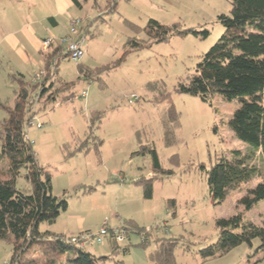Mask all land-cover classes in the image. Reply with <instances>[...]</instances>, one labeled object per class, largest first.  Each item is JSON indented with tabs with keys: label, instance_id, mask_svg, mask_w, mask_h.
Instances as JSON below:
<instances>
[{
	"label": "rangeland",
	"instance_id": "374dc122",
	"mask_svg": "<svg viewBox=\"0 0 264 264\" xmlns=\"http://www.w3.org/2000/svg\"><path fill=\"white\" fill-rule=\"evenodd\" d=\"M112 1L105 8L106 0H97L99 8L94 9L91 2L78 8L70 0H0V102L10 107L17 85L8 76L16 72L28 79L38 76L44 57L51 52L42 53L36 40L48 32L67 35L70 21L80 20L77 39L84 54L78 62L60 61L53 77L58 85L72 84L74 95L65 103L48 104L36 114L33 125L28 124L38 164L50 173L52 195L68 202L55 223L42 224L40 230L66 231L65 236H72L95 234L104 222L110 228L133 223L160 239H176V264H264L263 253H255L258 239L251 246L243 243L219 257L200 258L199 251L218 240L217 220L240 214L243 223L264 224V199L250 210L242 204L248 191L264 181V156L233 135L229 121L239 106L236 100L213 95L204 102L175 91L177 83L194 73L203 55L221 37L218 17L229 15V0H116V8L110 11ZM49 17L56 20V28ZM149 19L167 26L178 24L193 33L158 44L149 42L140 50L125 53L129 38L147 40L142 29ZM124 21L140 31L131 32ZM6 34L12 35L4 41ZM78 65L92 72L90 80L78 79ZM149 84L155 90L150 91ZM159 93L166 99L155 103ZM168 102L178 114L171 125L174 143L169 147L164 145L162 125ZM94 112L101 115L88 149L78 151L89 134ZM5 117L0 108V121ZM98 141L101 146L96 152ZM152 149L161 167L172 171L171 176L155 177ZM235 150L258 173L217 204L208 192L207 171L217 159L230 162ZM7 164L0 161V169ZM141 178H154L151 199H144L141 187L134 183ZM90 186L95 190L84 193ZM15 187L22 193L30 191L23 174ZM169 200L175 201L174 210L169 208ZM139 243L140 238L132 234L121 246L128 247L126 254L112 252L109 240L86 251L109 257L105 264H153L149 255L156 243ZM10 256L11 245L0 241V264H6Z\"/></svg>",
	"mask_w": 264,
	"mask_h": 264
},
{
	"label": "trees",
	"instance_id": "16d2710c",
	"mask_svg": "<svg viewBox=\"0 0 264 264\" xmlns=\"http://www.w3.org/2000/svg\"><path fill=\"white\" fill-rule=\"evenodd\" d=\"M81 8L83 4L92 2V8L98 9L97 0H71ZM231 9L229 15H220L218 21L223 33L197 64L194 73L177 83L175 91L198 97L209 102L213 95H219L225 100H236L239 104L229 121L233 135L239 141L247 143L256 152L264 156V0H229ZM109 0H106V7ZM116 0L111 2V10L116 8ZM52 21L53 18H49ZM124 25L133 33L140 28L124 21ZM146 41L129 38L125 45V53L137 51L147 46L149 42L158 44L174 36H186L193 33L191 29H181L178 24L170 26L149 19L142 29ZM67 52L60 47L53 48L46 55L44 65L39 75L26 79L22 74L13 73L9 80L16 83L13 105L10 107L0 102V108L6 117L0 121V161H7V168L0 169V241L11 245V256L6 264H105L109 257H97L81 247L72 238L89 233L72 236L55 234L40 230V225L51 226L59 214L66 210L67 199L52 195L51 176L45 168L38 164L33 145L28 138V124L36 114L44 111L48 104L65 103L73 97L72 84L54 82L58 64L67 57ZM48 56V57H47ZM79 78L90 80L92 72L83 65H78ZM150 91L155 90L151 84ZM58 91V92H57ZM65 93H67L65 95ZM69 93V94H68ZM59 101L56 99L59 96ZM166 97L159 93L155 103ZM42 104L41 108L35 106ZM53 109V108H51ZM94 112L89 121L87 137L81 142L78 151L87 150L88 140L100 117ZM178 114L171 102L164 111L162 125L164 129V145L169 147L174 143L171 125L177 121ZM97 120V121H96ZM101 142L95 145L99 151ZM151 155V169L155 177H168L172 171H165L158 160L154 149ZM204 169V168H203ZM206 171V170H205ZM258 171L248 163L237 150L232 152V160L217 159L207 171V188L211 199L220 203L231 191L242 184L253 180ZM23 174L29 184L28 194L18 191L16 179ZM154 178H141L134 183L141 187L143 198H152V182ZM95 190L86 187L84 193ZM264 199V181L248 191L242 199L245 210H250L256 203ZM168 206L174 210L175 201L169 200ZM174 215V211L171 213ZM219 237L216 243L199 251L200 258L205 261L222 256L233 248L245 243L251 246L254 239L260 241L255 253L261 251L264 255V224L256 226L243 223L241 215L216 221ZM112 252H128V247L121 246L128 241L130 235L140 238V246H147L151 241L156 248L149 255L153 264H176L174 249L176 239H160L151 231L139 228L130 223L118 228L107 226ZM114 230L123 231L126 240L116 242L111 233ZM105 241V240H104ZM122 264V262H116Z\"/></svg>",
	"mask_w": 264,
	"mask_h": 264
},
{
	"label": "built area",
	"instance_id": "2783aa9c",
	"mask_svg": "<svg viewBox=\"0 0 264 264\" xmlns=\"http://www.w3.org/2000/svg\"><path fill=\"white\" fill-rule=\"evenodd\" d=\"M80 24V20L75 19L70 21V30L69 34L62 36V37H55L53 35H48L46 38L41 40V48L40 51L42 53L51 51L53 48H63L68 54L67 57L63 60H70L73 62H78L83 54L84 51L82 49L80 41L77 39L78 30L77 27ZM30 125H33V121L29 122ZM38 128H41V125L37 124ZM109 231L107 229V222H104L103 226L99 229V231L95 234H87L80 236L78 239L73 237V242H79L81 247H89L93 245H99L104 240H106L107 236H109ZM113 239L118 242L122 243L127 238L123 231L114 230L111 233Z\"/></svg>",
	"mask_w": 264,
	"mask_h": 264
},
{
	"label": "crops",
	"instance_id": "0c3cea01",
	"mask_svg": "<svg viewBox=\"0 0 264 264\" xmlns=\"http://www.w3.org/2000/svg\"><path fill=\"white\" fill-rule=\"evenodd\" d=\"M71 1V0H70ZM72 2V1H71ZM91 2V1H90ZM89 3V2H88ZM88 3H86V4H88ZM83 5H85V4H83ZM91 7H92V2H91ZM99 8V7H98ZM49 18H52V17H49ZM48 18V19H49ZM50 23H51V25L54 27V28H56L57 26H58V24H57V22H56V20L53 18V20L52 21H49ZM11 35L12 34H6V35H4L3 37H2V40H4V41H7L10 37H11ZM48 35H53V36H55V37H62V36H65V35H62V34H58V35H55V34H53V33H50V32H48V33H46L44 36H42V37H39L37 40H36V43H35V45H36V47H37V49H39L40 50V46H41V40H43L44 38H46ZM12 46L13 47H15V48H17V44H15V42H13L12 43ZM21 56H22V58H23V60L25 61V62H28V57L26 58V54H24V53H21ZM43 67V66H42ZM42 67H37V68H39L38 69V73H39V71H41V69H42ZM16 73H18V72H16ZM19 74H21V73H19ZM23 75V74H22ZM24 76V75H23ZM25 77V76H24ZM26 78V77H25ZM26 79H28V78H26ZM30 79V78H29ZM29 138V137H28ZM72 219V217H70L69 218V220H71ZM44 231H48L47 229H45ZM52 233H55V234H64V232H66V231H51ZM68 232H71V231H68Z\"/></svg>",
	"mask_w": 264,
	"mask_h": 264
}]
</instances>
